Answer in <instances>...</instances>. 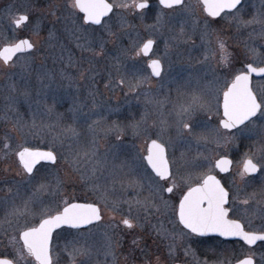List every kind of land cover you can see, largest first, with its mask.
<instances>
[{"label": "snow or ice", "instance_id": "6c2138e0", "mask_svg": "<svg viewBox=\"0 0 264 264\" xmlns=\"http://www.w3.org/2000/svg\"><path fill=\"white\" fill-rule=\"evenodd\" d=\"M198 6L199 13L186 0H62L47 9L9 3L0 11L7 25L0 28V73L8 91L0 119L14 117L0 134V161L15 158L17 164L0 169V264H99L101 252L104 264H162L141 247L143 237L132 235L143 229L142 216L147 222L154 214L168 264L181 252L192 264H258L254 246L264 249V84L254 77L264 79V51L245 42L237 55L222 33L225 24L234 25L237 32L251 29L249 40H264V0L258 6L198 0ZM149 17L155 20L146 25L149 35L133 38L129 19ZM57 24L79 55L61 42L52 66L38 63L44 44L52 49L60 41ZM163 29L170 35L160 53L152 37ZM197 33L207 45L197 61L201 69L189 63L182 69L187 77L182 71L173 77L172 57L183 55L182 45L198 50ZM210 61L226 75L218 76ZM165 82L176 85L174 99L159 98ZM117 91L124 103L113 106L108 94ZM18 104L27 105L29 119ZM141 106L139 119L131 113L126 121L111 119ZM209 113L217 117L214 124ZM102 140L108 141L103 151ZM249 140L257 141L255 150L246 145L237 167L243 186L226 187L214 172H228L233 161L226 150ZM179 148L184 151L177 156ZM216 148L225 154L214 155ZM169 214L171 229L160 219ZM216 237L238 244V254L198 259L192 244Z\"/></svg>", "mask_w": 264, "mask_h": 264}, {"label": "rangeland", "instance_id": "374dc122", "mask_svg": "<svg viewBox=\"0 0 264 264\" xmlns=\"http://www.w3.org/2000/svg\"><path fill=\"white\" fill-rule=\"evenodd\" d=\"M33 3L35 4L36 8L38 9H47L48 7V4L49 3H62V0H0V11L3 10V8L8 5L9 3H12V4H17V5H22V4H25V3ZM187 3H189L190 5H193L195 6L194 7V11L199 13V6H198V0H187ZM250 3L254 6H258L259 5V0H250ZM252 11L254 12L255 11V8L252 9ZM60 13H57V15H59ZM126 15V13H124ZM246 19L250 18V17H245ZM48 19H52L51 17H48ZM129 23L133 24L136 26L135 28V31L132 33V37H135L136 38V33L138 32L139 35L141 37H145L147 35H149V31L146 27V25H151V24H154L155 23V20L153 21V18L149 17L147 19H145L144 21H140V20H137V19H129ZM173 23H175V21H173ZM221 24H223V22H221L220 24H213V28H219L221 26ZM7 25L4 24V23H0V28H6ZM51 27V25H47L45 26L44 28V31H42L41 33V36L46 38L47 37V34H48V29ZM57 29L59 30L58 31V36H60V41H53L52 43L56 45L55 48H52V49H49L48 48V44H44V48H45V53L40 56L38 58V63L43 61L45 64H47L48 66H52V61L53 59L57 56L58 52H59V48H60V43H65L69 48H71L77 55H79V50L78 49H75V46L74 44L71 42L70 38H67V33H64L63 32V28L60 24H57ZM225 27V31L222 33V35L228 37V44L231 46V50L234 51L237 55H240L242 52H243V49H244V43L245 42H248L250 44H252V46L256 47L259 51H264V49H262L260 47V45L262 43H264V40H262L259 36H256L254 40H249L248 38V32L251 31V29H248V30H241L240 32H237L236 28L234 25L232 26H229V25H224ZM257 31H259V28L257 26ZM162 33L163 34H156L154 35L153 37L156 38V40L158 41V46H163V43L168 40L169 38V32L167 31V29H163L162 30ZM193 40H195V43L196 45L198 46V48L203 52L206 51V48H207V45H201V40L199 38V34L197 33L196 35H194L192 37ZM128 38L125 37V46H127L128 44ZM111 47V45L109 46ZM202 57L199 59L201 60ZM197 63V62H196ZM210 63L213 64V67L216 68V74L218 76H224L226 75L224 72H223V68L219 65H215L214 62H211ZM100 64L102 65V61L100 62ZM198 64V63H197ZM193 69L195 70H200L201 69V65H194L192 66ZM179 68V67H178ZM178 71H182V69H174L173 68V71H172V76L175 77L177 72ZM182 74L187 77L188 75V72L187 71H182ZM209 78H211V76L209 75ZM254 82H259V83H262L264 84V79H261V78H258L256 79ZM166 83V82H165ZM158 84V81H156V85ZM7 79L5 77L4 74L0 73V117H3L5 112H4V109H5V105H6V101L4 99V97L8 94V91H7ZM117 94L116 93H109L108 96H113L115 97V95ZM163 94L164 96L165 95H170L173 99L175 98L176 96V85L175 84H172V87L170 89L166 88V91H163ZM160 99H163L164 97H159ZM18 107V110H19V113L21 115L24 116V118L27 120L30 118V113L27 109V105L26 104H18L17 105ZM170 110L169 109V106L168 105H165L164 106V111L165 113ZM58 111L60 112H64L65 109L64 108H59ZM209 114H212V113H209ZM213 115V121H211L213 124L216 122V119L217 117ZM9 122L5 123L2 119H0V134H2L3 130L4 129H10L12 127V123H11V120L14 119V117H12V114L9 113ZM111 119H119L121 121H125L123 119H120V118H116L115 116H112ZM22 142L19 137L17 138V141L16 143H20ZM35 143V142H34ZM108 141H104L102 140L101 142V151H103L104 147L107 145ZM256 143L257 141H254V140H249L247 141V146H252L253 150H255V146H256ZM237 145L238 146H230V148L232 149L233 152H236L237 154H243L245 149L243 148V142H240L238 141L237 142ZM211 147V146H209ZM219 150V151H218ZM215 149L213 154L214 155H217V154H221L223 153L224 151L221 150V149ZM249 148L247 147L246 151H248ZM201 151H203V149H201ZM190 156L191 155H195V153H191L189 154ZM5 163H8V164H11L12 168H16L17 167V164H16V160L15 158H10L7 162H3V161H0V169H2L3 167H5ZM66 169L62 166L60 168V174L63 176L64 173H65ZM70 191V189H69ZM82 191V189L80 188H77L76 189V192L77 194H79L80 192ZM3 193H0V195H2ZM2 215V214H0ZM64 235L69 239V236L67 233H64ZM95 239L97 240L98 243H102L103 239L100 238V236H96ZM0 240H3V235H2V228H0ZM57 243H59L61 246L65 243V240L64 239H61L59 241H57ZM94 264H97V263H94Z\"/></svg>", "mask_w": 264, "mask_h": 264}, {"label": "flooded vegetation", "instance_id": "af4514ba", "mask_svg": "<svg viewBox=\"0 0 264 264\" xmlns=\"http://www.w3.org/2000/svg\"><path fill=\"white\" fill-rule=\"evenodd\" d=\"M109 2H112V0H109ZM186 2H187V0H186ZM153 21H154V19H153ZM133 38H135V37H133ZM152 38H154V37H152ZM154 39H156V38H154ZM200 49L198 48V50H197V49L192 48L191 44L182 45L180 48V51L183 53V55L179 58L175 55L172 57L173 61L175 62L173 68L174 69H184L187 67V65L189 63L192 66L199 65L196 62L201 57H203V52ZM163 50H164V43H163V46H161V47L158 46V51L160 53H162ZM103 63L104 62L102 61V64ZM141 63H144V61H141ZM223 72L226 74L225 69H223ZM258 78L259 77H254V81ZM156 81L157 80H155V79L152 81L154 86H156ZM171 87H172V84L165 83V87L159 89V97H161V98L164 97L163 91H166V88L170 89ZM154 93H155V87H154ZM108 99L113 106L124 103V95H123V93H121L119 91H117V94L115 95V97L108 96ZM143 110H144L143 106H141L140 108L132 107V108L128 109L127 111H124L123 115H121L120 117H117V116H115V117L123 119L126 121V118H128V119L133 118V116L130 115V113H131V114H135L134 115L135 119H139V115L137 113H142ZM209 115L211 116V121H213L212 120L214 118L213 115L212 114H209ZM126 140H128V141L132 140V136H131L130 132L127 134ZM246 145H247V141H243V148L245 149L244 153L246 152V149H247ZM231 148H232V146H231ZM231 148L229 147L226 150V154L233 161V165H232L231 169L228 172H220L219 169H217L214 172V174L217 175V178L220 179L221 182L224 183L226 187L230 186L233 183L243 186V184L239 178L238 172H237V167H238L240 161L242 160L244 153L243 154H240V153L237 154L236 152H233ZM216 149L218 150L219 148H216ZM181 151H184V149L179 148L177 150L176 155L179 156ZM221 154H225V152H223ZM202 170L203 169H200V171H202ZM143 195L147 196V192H144ZM167 198H169V197H166V199ZM157 215L158 214L150 215L147 222H145L143 220V216H142L141 222L144 224L143 229L142 230L137 229L136 232L133 233L132 235H139V236L143 237L142 242H141V247L146 248L151 254H153V257L154 256H160L162 264H168L166 241L159 239L157 237L155 231L153 230V225H156L158 222L157 221ZM160 219H162L164 221V223L169 227V229H171L172 225L169 224L168 221L174 219V217H172L169 214L168 216H161ZM179 227L180 226L177 225V228H179ZM72 231H75V230H72ZM104 231H105V225L101 224L99 229L97 230V235L100 236V238H102V239H103V236L101 235V233H103ZM69 239H71L70 236H69ZM201 239H206V238H201ZM129 240H130V237H129ZM254 247L256 250V259H257V262L259 264V257H260L261 252L264 251V249H261L259 246H254ZM127 248H128V244H125V251H124L123 255H127V251H126ZM192 248L195 250L196 257L198 259H204L207 257V258L215 260V259L219 258L220 261L231 260L234 256V254H238V252H239V245L238 244H236L233 241H227L223 237H216L215 239L207 240V242L204 246H200V245L193 243ZM209 248H211L215 251V255H212V253L209 251ZM123 255L120 257L121 262H123ZM139 255H140V253L138 252L137 256H139ZM97 260L99 261V264H104L103 252H101V254L97 258ZM94 263H97V262L94 261ZM108 264H111L110 260L108 261ZM173 264H192V258L191 257L186 258L183 255V253L181 252V253H179V258L176 261H174Z\"/></svg>", "mask_w": 264, "mask_h": 264}]
</instances>
